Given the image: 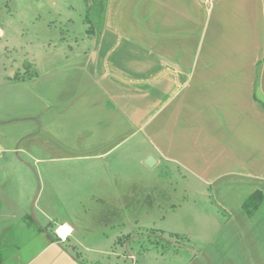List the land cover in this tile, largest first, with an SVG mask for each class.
Here are the masks:
<instances>
[{
	"label": "crops",
	"instance_id": "1",
	"mask_svg": "<svg viewBox=\"0 0 264 264\" xmlns=\"http://www.w3.org/2000/svg\"><path fill=\"white\" fill-rule=\"evenodd\" d=\"M83 1L84 34L0 76V264H78L39 255L70 201L201 215L184 264H264V0ZM34 179L22 259L9 216Z\"/></svg>",
	"mask_w": 264,
	"mask_h": 264
},
{
	"label": "rangeland",
	"instance_id": "2",
	"mask_svg": "<svg viewBox=\"0 0 264 264\" xmlns=\"http://www.w3.org/2000/svg\"><path fill=\"white\" fill-rule=\"evenodd\" d=\"M85 4L83 0H0V76L3 73L11 75V71L12 75L16 71L23 72V62L31 61L33 54H43L46 49L62 45L59 35L84 34L82 6ZM64 17H71L73 21L68 23ZM72 43L69 39L64 41L65 45ZM38 191L39 183L34 179L20 190L21 201L26 200L27 204L24 203L22 209L12 208L9 216L13 231L11 241L5 238L10 241L5 251L12 253L19 246L16 254L22 259L35 250L31 245L27 247L32 238H28L21 227L24 220L30 221L28 215H32V203L25 197H35ZM11 192L14 195L13 190ZM70 203L73 206L70 218L75 230L62 242L57 240L47 246L39 254L41 258L62 255L75 259L78 264H184V260L187 262L194 255L190 249L199 250L198 241H205L207 230H214L212 225H201L204 218L201 215L183 217L178 208L163 217L159 214L132 215L134 210L127 211L126 215L94 201H84V206L74 205L75 201ZM193 228L195 230H191ZM52 231L49 232L51 237L54 236ZM44 237L40 235L39 238Z\"/></svg>",
	"mask_w": 264,
	"mask_h": 264
},
{
	"label": "trees",
	"instance_id": "3",
	"mask_svg": "<svg viewBox=\"0 0 264 264\" xmlns=\"http://www.w3.org/2000/svg\"><path fill=\"white\" fill-rule=\"evenodd\" d=\"M24 69L23 72L16 71L13 75L12 79L14 80H23L26 78H29L30 76H33L36 74V71H28L29 64L27 62H23Z\"/></svg>",
	"mask_w": 264,
	"mask_h": 264
},
{
	"label": "bare ground",
	"instance_id": "4",
	"mask_svg": "<svg viewBox=\"0 0 264 264\" xmlns=\"http://www.w3.org/2000/svg\"><path fill=\"white\" fill-rule=\"evenodd\" d=\"M70 231V228L68 226H62L59 229V234L64 237V235L68 234Z\"/></svg>",
	"mask_w": 264,
	"mask_h": 264
},
{
	"label": "water",
	"instance_id": "5",
	"mask_svg": "<svg viewBox=\"0 0 264 264\" xmlns=\"http://www.w3.org/2000/svg\"><path fill=\"white\" fill-rule=\"evenodd\" d=\"M152 160H153V159L148 158V159L146 160V164H147V165H148V164H151Z\"/></svg>",
	"mask_w": 264,
	"mask_h": 264
}]
</instances>
